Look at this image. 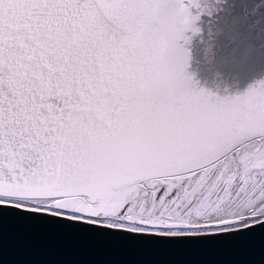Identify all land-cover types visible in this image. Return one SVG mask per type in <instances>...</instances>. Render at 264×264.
<instances>
[{"label": "snow or ice", "instance_id": "1", "mask_svg": "<svg viewBox=\"0 0 264 264\" xmlns=\"http://www.w3.org/2000/svg\"><path fill=\"white\" fill-rule=\"evenodd\" d=\"M201 11L0 0V205L170 237L264 223V79L197 87Z\"/></svg>", "mask_w": 264, "mask_h": 264}, {"label": "water", "instance_id": "2", "mask_svg": "<svg viewBox=\"0 0 264 264\" xmlns=\"http://www.w3.org/2000/svg\"><path fill=\"white\" fill-rule=\"evenodd\" d=\"M186 71L216 95L264 79V0H199ZM86 219H93L87 217ZM248 223V222H246ZM0 264H264V223L196 236L100 227L0 205Z\"/></svg>", "mask_w": 264, "mask_h": 264}, {"label": "bare ground", "instance_id": "3", "mask_svg": "<svg viewBox=\"0 0 264 264\" xmlns=\"http://www.w3.org/2000/svg\"><path fill=\"white\" fill-rule=\"evenodd\" d=\"M246 222H248L247 220H245V221H243L242 223H246Z\"/></svg>", "mask_w": 264, "mask_h": 264}]
</instances>
